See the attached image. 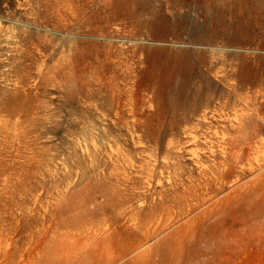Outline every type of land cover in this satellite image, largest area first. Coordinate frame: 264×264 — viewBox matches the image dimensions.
<instances>
[{
  "label": "rangeland",
  "instance_id": "1",
  "mask_svg": "<svg viewBox=\"0 0 264 264\" xmlns=\"http://www.w3.org/2000/svg\"><path fill=\"white\" fill-rule=\"evenodd\" d=\"M215 1L0 0V264H264V163L238 181H231L238 168L230 166L223 190L211 182L208 194L199 189L202 196L186 197L199 172L180 119L189 117L190 127L205 107L214 124L211 114L220 110L214 98L222 102L232 75L240 94L261 107L244 130L252 143L264 142V0ZM200 29L224 35L202 40ZM216 58L224 60L192 69L184 86L199 87L209 106L193 115L171 106L164 93L159 117L147 118L146 84L164 87L174 62ZM110 77L120 90L139 89V131L123 102L111 108L106 101ZM234 112L241 111L224 113L232 119ZM158 120L171 133L160 151ZM144 129L147 137L136 147L131 137ZM108 139L144 173L124 168L131 174L126 181L121 156L109 158ZM169 140L177 142L174 149ZM203 156L211 165L212 157ZM255 174L258 187L236 199Z\"/></svg>",
  "mask_w": 264,
  "mask_h": 264
},
{
  "label": "bare ground",
  "instance_id": "2",
  "mask_svg": "<svg viewBox=\"0 0 264 264\" xmlns=\"http://www.w3.org/2000/svg\"><path fill=\"white\" fill-rule=\"evenodd\" d=\"M186 1V0H185ZM219 1V0H217ZM215 1V2H217ZM224 1V0H223ZM194 2V1H193ZM212 2V1H211ZM214 2V1H213ZM226 3L227 0L225 1ZM209 3V2H208ZM208 3L205 2H201V6L203 7L204 5H207ZM218 3V2H217ZM185 4V3H184ZM183 4V5H184ZM186 5V4H185ZM184 5V6H185ZM190 5V4H187ZM223 5V3H222ZM174 6V5H173ZM200 6V5H199ZM221 6V5H220ZM175 7V6H174ZM225 7V6H224ZM215 9V5L212 7ZM189 9V8H188ZM217 9V6H216ZM180 11V9H179ZM212 11V10H211ZM202 12V11H201ZM208 13V11H206ZM214 12V11H213ZM206 13V14H207ZM200 14V13H199ZM181 15V14H180ZM185 15V14H184ZM208 15V14H207ZM209 16V15H208ZM213 16V14H212ZM196 17V16H195ZM194 18V15H193ZM203 18V17H202ZM209 18V17H208ZM207 18V19H208ZM200 20V18H199ZM205 20V18H204ZM209 20V19H208ZM213 21V19H211ZM211 21V22H212ZM207 22V21H206ZM198 23H201V21ZM197 24V23H196ZM203 24V23H202ZM216 24V23H215ZM200 27L202 26L201 24H199ZM208 27V25H207ZM194 28V27H193ZM197 28V27H196ZM195 28V29H196ZM229 29V28H228ZM258 29V28H257ZM189 30V29H188ZM192 30V29H191ZM197 30V29H196ZM194 31V30H193ZM198 34L200 36V39L202 40H214L216 38L222 37L224 34L222 32H218L215 30H206V29H200L198 30ZM196 32V31H195ZM193 32V33H195ZM191 38V37H190ZM199 41V40H198ZM206 44V43H205ZM208 45V44H207ZM210 45V44H209ZM224 53V52H223ZM215 54V53H214ZM217 55V54H216ZM220 56V55H218ZM223 56V55H222ZM226 56V55H225ZM217 57V56H214ZM218 58V57H217ZM210 59L211 61H205L203 59H183V63H185L182 67L179 66V64L181 63V61L174 62L173 66L170 68L169 70V76H168V82L165 84L166 90L163 91V89H165V86L162 87L161 86V82H156L152 83V85H148L146 84V87L144 89H141V91H143V93L147 96V100L145 102L148 103L149 107H152L150 109H152L151 113L147 116V118H158L159 117V113L161 114V110L159 108L160 105H158V103L162 100L161 95H164L165 93V98H167L166 96H168V101H172L173 103L171 104V106H173L174 108H181L180 111L183 112H187L188 110L191 111V113L193 115H196L199 112V108L200 106H209L210 105V100L208 98L204 97V94H202L203 91H199V87L198 89H193L194 91H188V88L185 89L184 86L187 84V80H188V76H189V71H192V69L194 70V68H198L200 66H206V69H211L212 66H214L215 64H221L219 63L220 59ZM236 58V57H235ZM239 58V57H238ZM225 59V57H224ZM223 59V60H224ZM223 60H221L223 62ZM226 60V59H225ZM242 60V59H241ZM171 61V60H170ZM220 61V62H221ZM167 62V61H166ZM225 62V61H224ZM229 62V61H228ZM121 63V62H120ZM123 63V62H122ZM125 63V62H124ZM224 64V63H223ZM222 64V65H223ZM109 65V64H108ZM112 65V64H111ZM122 65H126V64H122ZM226 65V64H225ZM237 65V64H236ZM127 66V65H126ZM125 66V67H126ZM228 66V65H227ZM111 67V66H110ZM118 68V67H116ZM215 68V67H214ZM241 68V67H240ZM126 69V68H124ZM163 69V68H162ZM204 69V68H202ZM213 69V68H212ZM234 69V68H233ZM238 69V68H237ZM122 71V70H121ZM120 71V72H121ZM202 71V70H201ZM123 72V71H122ZM217 72V71H216ZM126 71L123 72V74H120L122 76H120L119 78L122 79V81L124 82V86L126 87V78L127 76L125 75ZM129 73V72H128ZM205 73V72H204ZM208 73V72H207ZM222 73V72H221ZM229 73V72H228ZM234 73V72H233ZM161 74V73H160ZM163 74V73H162ZM166 74V73H165ZM201 74V73H199ZM230 74V73H229ZM114 75V74H113ZM118 75V73H117ZM128 75V74H127ZM155 77L156 74L154 72ZM185 75V77L183 76ZM218 75V74H217ZM222 79L223 77L226 79L227 75L225 74H220ZM159 76V75H158ZM206 76V75H205ZM204 76V77H205ZM230 76V75H228ZM234 76V77H233ZM103 77V76H102ZM184 80H181L182 78ZM197 77V76H196ZM219 77V78H221ZM236 75H232L231 78H228L230 84L233 83V85L227 89V92H224L223 95V100L222 102H217L219 101V99H215V103L219 104V108L220 110L217 112H213L212 118L214 117V115L216 117L217 120L214 119L215 123L212 124V121L208 120V117H206V109L204 107V109L202 111H200V114L197 115L199 116L198 120H196V122L194 123L193 121V125L190 127H186V124L190 121L189 117L187 119V117L180 119L181 123H183V130L182 133L184 134L185 139L187 140H183L184 142H186V144L191 145V149L188 150V155L190 156V160H192L193 164L196 166V168L198 169L197 172H199V178H197L196 181H194V185H189V188L186 189V192L188 191L186 197L189 199H194L198 196H202V195H206L210 192V183H218V190L221 191L223 190L224 185L226 184L227 180H229V173L228 170L231 167H237L238 169L235 170V174L232 176L234 177L231 181H238V179H240L242 176H244L247 173H254L257 170H260L263 166L264 163V142H253L252 143V138H251V134H249L248 132H246L245 129V124H247L248 122H250L253 119V115L250 112H259L261 110V107H255L254 103L252 102V99L250 98V96L248 95H243L240 94L239 92V83L236 84ZM117 77V79H119ZM154 78V77H153ZM163 78V76H162ZM108 79V78H107ZM161 79V78H160ZM203 79V78H202ZM102 80V79H101ZM158 80V79H157ZM190 80V79H189ZM194 80V79H193ZM216 80V79H214ZM117 80H115L114 77H110L109 82H108V98H106V101L109 103V105H111V108L114 104H117L119 102H123L124 105H126L129 109V115L132 116V128L134 131H139L138 130V123H140V119L137 117V115H139L140 113H138V111H136L135 109V103L136 100L135 97L137 96V93L139 91L138 88L134 89L131 88H126L125 90H120L118 88V86L116 85ZM152 81V79H151ZM160 81V80H159ZM225 81V80H224ZM236 81V82H235ZM116 82V83H115ZM121 82V81H120ZM122 82V83H123ZM154 82V81H153ZM164 82V81H163ZM203 82V81H202ZM214 82V81H213ZM217 82V81H215ZM227 82V80L225 81ZM240 82V81H239ZM102 83V82H101ZM165 83V82H164ZM191 83V82H190ZM210 83V82H209ZM221 83V82H220ZM106 84V83H104ZM193 84V83H192ZM191 84V85H192ZM203 84V83H202ZM211 84V83H210ZM252 84V83H251ZM101 85V84H100ZM190 85V86H191ZM198 85V84H196ZM215 85V84H214ZM221 85V84H219ZM255 85V84H254ZM104 86V87H105ZM187 86V85H186ZM206 86V85H205ZM212 87L213 85H209V87ZM217 86V85H216ZM244 86H246V84H244ZM250 86V85H249ZM253 86V85H252ZM251 86V87H252ZM197 87V86H196ZM210 87V88H211ZM102 89V87H100ZM99 88V89H100ZM193 88V87H192ZM242 88V85H241ZM248 88V87H247ZM246 88V89H247ZM174 89V91H173ZM201 89V88H200ZM209 89V88H208ZM214 89V87H213ZM224 89V88H223ZM244 89V88H243ZM242 89V90H243ZM107 90V89H105ZM212 90V89H210ZM225 90V89H224ZM103 91V90H102ZM101 91V92H102ZM173 91V92H172ZM209 91V90H208ZM223 91V90H222ZM98 92V90H97ZM106 92V91H105ZM104 92V93H105ZM172 92V93H171ZM206 92V90H205ZM221 92V91H220ZM100 93V92H99ZM98 93V94H99ZM168 93V94H167ZM210 93V92H209ZM167 94V95H166ZM101 95V94H100ZM104 95V94H102ZM100 96L98 99L101 101L103 99V96ZM124 95V98H122ZM217 95V94H216ZM219 95H222L219 94ZM208 96V95H207ZM138 97V96H137ZM213 98V96H211ZM222 97V96H221ZM164 98V97H163ZM164 98V99H165ZM163 99V100H164ZM167 100V99H166ZM213 100V99H212ZM221 100V99H220ZM99 101V102H100ZM165 101V100H164ZM105 102V101H104ZM103 103V102H102ZM167 103V102H165ZM179 104V105H178ZM212 104V103H211ZM168 105V104H167ZM249 105H251L253 108L249 109ZM262 105V104H261ZM164 106V105H163ZM241 106V107H239ZM148 107V108H149ZM165 108V107H164ZM238 108L239 111H241L240 113H236L234 112V117L232 119H230L229 117H227V113H224L225 110L227 109H231V110H235ZM168 109V108H167ZM248 110V111H245ZM165 110V109H164ZM169 110V109H168ZM172 111V110H171ZM174 111V110H173ZM167 112V111H166ZM169 112V111H168ZM163 113V112H162ZM188 113V112H187ZM180 114V113H179ZM182 114V113H181ZM115 115L118 116V113L115 112ZM164 115V114H163ZM191 115V114H190ZM162 116V115H161ZM166 116V115H165ZM167 117V116H166ZM178 116L174 114V112L169 113V128L173 127L174 128V122L178 119ZM191 117V116H190ZM167 118V119H168ZM165 119V118H164ZM166 119V121H167ZM193 119V118H191ZM161 120V119H160ZM158 120V128L156 131V146H158V150H161V142L162 140L170 135L168 133V130L163 129L162 130V122L164 121H160ZM195 120V119H194ZM146 121V118H144V123ZM213 121V122H214ZM222 122H226L228 123V125H223V124H219ZM176 123V122H175ZM190 123V122H189ZM110 126V125H109ZM148 126V125H147ZM166 126V125H165ZM164 126V127H165ZM178 126V125H177ZM181 127V125H180ZM220 127V128H219ZM140 129V128H139ZM171 129V128H170ZM114 131V127H109L108 133H111ZM141 134L136 133L135 137L136 138H132L133 140V145L135 144L136 147H140L141 146V140L143 139V137H147V135H145V129L140 130ZM172 132V131H171ZM174 132V131H173ZM179 132V131H177ZM177 132L174 133V135L177 134ZM202 132V133H201ZM104 131H100L99 135V143H100V147L103 149L105 143L103 142L105 140V135H103ZM147 133V132H146ZM181 133V134H182ZM181 136V135H180ZM178 137V136H177ZM173 138V136H172ZM202 138V139H200ZM149 139V138H147ZM167 139V138H166ZM178 139V138H177ZM214 140V141H213ZM175 141V140H174ZM174 141L169 140L168 141V145L169 147L172 146V148L174 149ZM178 141V140H177ZM163 143V142H162ZM107 149L109 150V158L112 159V155L114 157H119L121 156V160H122V165L123 168L121 169V173L122 176L126 179V181H128L130 179V173L125 172V169H134L135 167H137L138 169H143L142 166H136L134 159L132 156L129 155V152L126 153H122L118 148L114 149L113 146L116 145L114 140L108 139L107 142ZM180 144V143H179ZM166 146V145H165ZM177 146V145H176ZM184 146V145H183ZM203 146V147H202ZM186 147V146H185ZM184 147V149H185ZM178 148V147H177ZM180 148V147H179ZM183 148V147H182ZM180 148V149H182ZM166 149V148H165ZM170 149V148H169ZM179 149V150H180ZM178 150V151H179ZM167 151V150H166ZM170 151V150H169ZM176 151V150H175ZM173 151V152H175ZM183 151V150H182ZM172 152V151H171ZM250 152V153H249ZM166 153V152H165ZM169 153V152H168ZM207 153L208 157H212L209 158L211 159L212 163L211 165H208L207 163L202 162V158L204 157L203 154ZM252 154H255L252 158L250 157ZM163 154V153H162ZM169 155V154H168ZM173 155V154H171ZM176 155V154H175ZM180 155V154H179ZM174 156V155H173ZM178 156V155H177ZM207 156V155H205ZM162 157V156H160ZM164 157V155H163ZM171 157V156H170ZM172 158V157H171ZM178 158V157H177ZM206 158V157H205ZM219 158L220 161L214 162V159ZM163 159V158H162ZM161 159V160H162ZM165 159V158H164ZM204 159V158H203ZM113 160V159H112ZM156 160V159H155ZM208 160V159H207ZM206 160V161H207ZM160 161V160H159ZM164 161V160H163ZM171 161V160H170ZM173 161V160H172ZM167 162V161H166ZM177 162V161H176ZM160 163V162H158ZM171 163V162H170ZM165 164V163H164ZM173 164V163H172ZM179 164V163H178ZM158 166V165H157ZM166 167V166H165ZM175 168V167H174ZM173 169H171L172 171ZM152 172L153 170H149V174H148V179L152 177ZM160 172V171H159ZM144 172L141 170V174H143ZM161 173V172H160ZM185 174V173H184ZM179 175V174H178ZM190 175V174H189ZM177 177V176H176ZM168 178V177H167ZM152 179V178H151ZM150 179V180H151ZM169 179V178H168ZM195 179V178H194ZM175 180V179H174ZM173 180V181H174ZM262 178L261 175H254L253 178H251L250 180L247 181L248 185L247 187L244 188V192L240 193L238 191H235V198L237 199L238 196H244L243 194L245 192H250L251 188H257L259 183L261 182ZM158 181V180H157ZM168 181V180H167ZM160 183V182H159ZM169 184V182H168ZM161 185V183H160ZM170 185V184H169ZM202 190V195H196V191L197 190ZM230 196V195H228ZM228 196L224 197L223 200L220 201V203L224 204V200L228 199ZM202 201L205 200V197H202L201 199Z\"/></svg>",
  "mask_w": 264,
  "mask_h": 264
}]
</instances>
